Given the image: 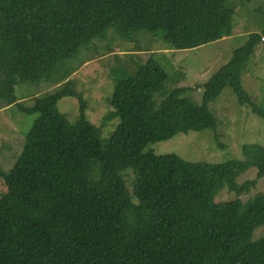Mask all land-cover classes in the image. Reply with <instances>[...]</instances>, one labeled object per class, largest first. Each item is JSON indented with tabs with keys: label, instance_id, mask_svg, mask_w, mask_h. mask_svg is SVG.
Wrapping results in <instances>:
<instances>
[{
	"label": "trees",
	"instance_id": "1",
	"mask_svg": "<svg viewBox=\"0 0 264 264\" xmlns=\"http://www.w3.org/2000/svg\"><path fill=\"white\" fill-rule=\"evenodd\" d=\"M236 5V0H0V108L18 103L19 82L56 85L24 108L36 117L12 167L0 169L5 184L0 264H264V193L240 198L264 176L263 145H243L242 159L218 163L144 151L179 132L215 130L209 104L227 86L240 104L264 118L241 83L264 41V27L249 33L196 87L168 90V73L152 52L153 43L158 49H193L232 36ZM109 29L113 33L107 35ZM112 35L151 52L132 72L115 68L109 103L118 124L104 143L67 79L74 70L66 59L96 40L109 49ZM144 37L152 44L139 46ZM193 91L200 92V103ZM66 96L79 101L73 123L57 108ZM250 167L256 168L255 178L237 182ZM126 170L133 172L131 192ZM224 188L234 197L216 200ZM260 226L262 234L253 240Z\"/></svg>",
	"mask_w": 264,
	"mask_h": 264
},
{
	"label": "rangeland",
	"instance_id": "2",
	"mask_svg": "<svg viewBox=\"0 0 264 264\" xmlns=\"http://www.w3.org/2000/svg\"><path fill=\"white\" fill-rule=\"evenodd\" d=\"M236 1L232 18L234 34L230 37L193 49H172L166 52L163 51L165 49H158V43H147L146 37L137 43L139 46L152 44L154 56L160 60L168 73L165 81L168 90L184 85L198 86L227 62L233 50L247 41L249 33L262 32L264 0ZM110 33H113L111 29L107 35ZM261 35H264V32ZM94 40L96 39L92 41ZM109 40V49L104 48V40H96L88 48L83 47L76 56L66 59L67 68L74 70L67 79L73 81L75 91L81 94L85 101L86 118L98 127L104 143L118 124V117L110 115L113 108L109 103L116 81L115 68L119 65L132 72L137 63L145 61L148 57L147 52L135 50L136 43H128L114 35ZM241 83L252 103L264 110V41L258 44L248 61L246 70L241 75ZM55 87V84L49 87V82L45 81H23L15 85L14 93L18 103L0 110V169L3 172L12 167L21 151L26 133L36 117L35 113H28L24 108L33 104L34 96L52 91ZM191 97L197 103L201 102L200 92L193 91ZM78 107L77 98L70 96L61 98L57 103L58 110L65 114L71 123L78 118ZM209 109L217 120L215 130L179 132L169 139L147 144L144 151H152L155 154L174 153L187 161L218 163L242 159L243 145L257 143L264 146V118L255 114L250 106L240 104L232 88L225 87L209 104ZM14 131L16 137H20L19 141L13 139ZM255 176L256 168L250 167L240 174L236 181L243 182L254 179ZM123 177L131 192L133 172L126 170ZM4 191L5 184L0 179V193ZM257 192L264 193V176L240 198L245 201ZM233 197L234 192H228L224 188L215 199L227 200ZM262 231L263 226L255 229L252 239L261 236Z\"/></svg>",
	"mask_w": 264,
	"mask_h": 264
},
{
	"label": "crops",
	"instance_id": "3",
	"mask_svg": "<svg viewBox=\"0 0 264 264\" xmlns=\"http://www.w3.org/2000/svg\"><path fill=\"white\" fill-rule=\"evenodd\" d=\"M168 50H172V49H165V50H163V51L166 52V51H168ZM150 52H151V51H150ZM150 52H147V55H148ZM145 54H146V53H145ZM145 54H143V55H145ZM4 108H5V107H2L0 110H2V109H4ZM13 135H14L13 139L16 138V139L19 141L20 137H19V138L16 137V131H14Z\"/></svg>",
	"mask_w": 264,
	"mask_h": 264
}]
</instances>
